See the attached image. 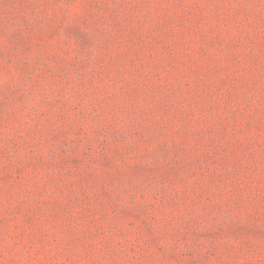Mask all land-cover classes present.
<instances>
[{"label": "rangeland", "instance_id": "374dc122", "mask_svg": "<svg viewBox=\"0 0 264 264\" xmlns=\"http://www.w3.org/2000/svg\"><path fill=\"white\" fill-rule=\"evenodd\" d=\"M0 264H264V0H0Z\"/></svg>", "mask_w": 264, "mask_h": 264}]
</instances>
